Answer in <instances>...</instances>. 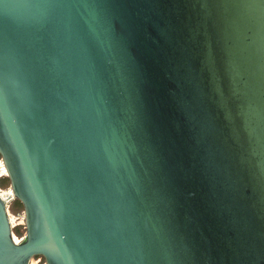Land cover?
<instances>
[{
  "label": "water",
  "instance_id": "1",
  "mask_svg": "<svg viewBox=\"0 0 264 264\" xmlns=\"http://www.w3.org/2000/svg\"><path fill=\"white\" fill-rule=\"evenodd\" d=\"M0 264H264V0H0Z\"/></svg>",
  "mask_w": 264,
  "mask_h": 264
},
{
  "label": "rangeland",
  "instance_id": "2",
  "mask_svg": "<svg viewBox=\"0 0 264 264\" xmlns=\"http://www.w3.org/2000/svg\"><path fill=\"white\" fill-rule=\"evenodd\" d=\"M2 157L0 155V166L2 165ZM8 175L5 172H0V190L2 193H8L5 194V198L7 200V208L9 211L10 218L12 220L13 224V231L17 238L21 240L23 236H25L26 228L24 226V206L20 203L18 199H16L13 195V193L10 190L11 182L10 179L5 185L1 184V180L8 179ZM4 195V194H3ZM31 264H45L44 260L41 261V263H36L35 260L31 262Z\"/></svg>",
  "mask_w": 264,
  "mask_h": 264
},
{
  "label": "built area",
  "instance_id": "3",
  "mask_svg": "<svg viewBox=\"0 0 264 264\" xmlns=\"http://www.w3.org/2000/svg\"><path fill=\"white\" fill-rule=\"evenodd\" d=\"M24 220H25V213H24ZM11 221H12V220H11ZM24 226H25V228H26V220H25V222H24ZM13 232H14V231H13ZM25 233H26V232H25ZM14 235H15V233H14ZM15 237L17 238L16 235H15ZM23 238H24V236H23ZM23 238H22V239H23ZM22 239H21V240H22ZM17 240H18V241H21V240H19L18 238H17ZM33 260H35L36 263H41V261L44 260V263L47 264L45 258H44L43 256H41V255L34 256V257L32 258V260H31V262H32Z\"/></svg>",
  "mask_w": 264,
  "mask_h": 264
},
{
  "label": "bare ground",
  "instance_id": "4",
  "mask_svg": "<svg viewBox=\"0 0 264 264\" xmlns=\"http://www.w3.org/2000/svg\"><path fill=\"white\" fill-rule=\"evenodd\" d=\"M2 162H3V160H2ZM3 166H0V172L2 173V172H5L6 174H8V172H7V169H6V167H5V165H4V162H3V164H2ZM10 190H11V188H10ZM12 192V191H11ZM13 193V192H12ZM4 194V196H5V194H8V193H3ZM14 195V194H13Z\"/></svg>",
  "mask_w": 264,
  "mask_h": 264
},
{
  "label": "trees",
  "instance_id": "5",
  "mask_svg": "<svg viewBox=\"0 0 264 264\" xmlns=\"http://www.w3.org/2000/svg\"><path fill=\"white\" fill-rule=\"evenodd\" d=\"M9 178L8 179H5V180H1V184L2 185H5L7 182H8ZM21 203V202H20ZM22 204V203H21ZM23 205V204H22Z\"/></svg>",
  "mask_w": 264,
  "mask_h": 264
}]
</instances>
